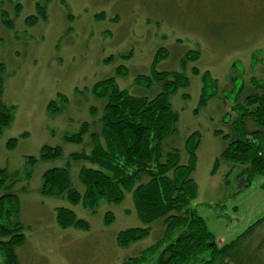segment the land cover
Instances as JSON below:
<instances>
[{"label": "rangeland", "instance_id": "1", "mask_svg": "<svg viewBox=\"0 0 264 264\" xmlns=\"http://www.w3.org/2000/svg\"><path fill=\"white\" fill-rule=\"evenodd\" d=\"M38 4L46 6L47 19L39 16ZM161 49L166 57L155 70L184 73L189 79L187 88L170 97L179 120L165 150H178L186 164V140L200 135L193 175L199 193L193 207L220 246L264 216V176L247 186L243 168L221 160L239 93L243 89L244 98L263 92L252 80L264 83V0H0V63L6 67L2 101L15 107L14 121L0 138V170L21 176L14 186L0 189V197L13 193L20 199L26 238L17 248L20 264H123L162 235L163 227L155 224L146 239L118 246L120 232L145 227L130 193L121 205L102 202L95 213L65 197L41 193L43 174L68 162L73 187L84 192L79 172L96 166L70 157L90 154L91 134L100 131L105 101L96 97L95 85L114 77L120 89L154 98L159 87L147 90L134 80L152 74ZM189 52L199 58L185 63ZM121 67L127 69L126 78L118 75ZM205 73L217 80L208 92L219 96L202 105ZM59 94L68 102L60 105V113L49 114L48 105ZM84 123L90 125L84 142L67 143L65 136L78 133ZM13 139L17 145L10 149ZM45 146L62 147V158L26 169L27 158H39ZM29 171L32 176L26 179ZM61 207L87 221L89 229H61L56 218ZM108 212L115 215L111 225L105 224Z\"/></svg>", "mask_w": 264, "mask_h": 264}, {"label": "trees", "instance_id": "2", "mask_svg": "<svg viewBox=\"0 0 264 264\" xmlns=\"http://www.w3.org/2000/svg\"><path fill=\"white\" fill-rule=\"evenodd\" d=\"M39 5V16L47 19L46 6ZM165 57L163 49L159 50L152 74L138 75L134 80L137 87L147 90L159 87L161 91L154 98L132 95L120 89L114 77L95 85L96 97L105 101L100 131L91 134L94 145L91 153L73 154L70 161L88 162L96 168H81L79 180L84 186L83 193L73 187L70 162L64 168L48 170L43 174L41 193L46 197H65L71 204H82L93 213L102 202L121 205L126 194L130 193L136 214L145 227L120 232L116 238L118 246L128 248L146 239L155 224H161L163 232L153 245L123 264H264V240L258 242L264 230V216L231 243L220 246L206 221L193 207L199 193L193 178L200 145L199 133H193L186 140V164L182 163L178 150H165L168 139L176 134L179 120L170 97L189 86L184 73L155 70ZM198 58L197 53L189 52L183 62ZM123 68L118 70V75L126 78L127 69ZM5 71V65L0 63V138L14 121L15 111V107L2 101ZM194 72L198 74L199 71L194 69ZM203 82L201 104L205 105L219 93L208 92L209 86L217 84V80L211 79L208 73L203 75ZM252 84L263 92L254 91L244 98L240 96L243 89L239 93L231 107V133L224 136L227 144L221 155L222 161L243 168L242 176L247 186L264 176V83L253 79ZM67 102V97L59 94L58 100L48 105V113H60L61 106ZM89 132L90 125L84 123L78 133L66 135L65 141L82 144ZM16 142V139L9 141L8 147L15 148ZM62 156V147L45 146L39 158H27L26 169H33L39 162L59 160ZM218 164L219 160L215 168ZM24 175L30 179L32 171ZM20 178V173L0 170V189L8 184V188L14 186ZM19 216V197L13 193L1 196V264H20L17 248L24 245L26 238ZM56 218L61 229H89L88 222L78 219L68 208H58ZM114 221L115 215L108 212L105 224L111 225Z\"/></svg>", "mask_w": 264, "mask_h": 264}]
</instances>
